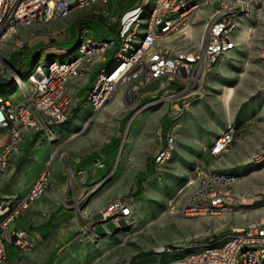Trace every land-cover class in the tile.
<instances>
[{
	"label": "built area",
	"instance_id": "2783aa9c",
	"mask_svg": "<svg viewBox=\"0 0 264 264\" xmlns=\"http://www.w3.org/2000/svg\"><path fill=\"white\" fill-rule=\"evenodd\" d=\"M108 1L0 0V76L14 87L10 93H0V177L27 130L41 132L49 144L59 139L55 127L70 119L82 88L89 86L88 79L95 72L93 87L86 88L85 101L99 112L121 94L127 109L134 110L130 125L155 105L170 107L176 118L204 98L216 66L239 49L242 25L255 29L246 47L262 25L253 51L264 67V0H140L118 18L115 39H95L83 33L73 49L77 53L69 60L53 56L46 63L37 61L26 75L17 72L7 50L24 46L17 37L20 29L67 18L76 10L96 3L106 5ZM157 134L162 136L161 128ZM240 135L236 125H229L214 141L212 156L228 152ZM126 136L128 128L118 156L124 150ZM165 142L150 177L157 175L172 156L175 136L168 133ZM251 162L264 163V144L253 153ZM51 180V169L45 168L26 193L0 194V264L8 260V246L23 253L33 250L36 234L13 230L11 225L45 194ZM235 182V176L221 172L214 164L199 163L188 182L195 184L194 189L178 210L191 216H213L229 210L242 198L253 197V203L260 199L262 204L256 217L215 239L194 246L159 245L154 253L177 255L170 264H264V190L240 196L233 191ZM78 213L81 237L91 243L102 237L96 229L99 224L107 228L106 234H111L107 227L110 221L118 232L133 224L134 210L127 196H119L98 213L81 208Z\"/></svg>",
	"mask_w": 264,
	"mask_h": 264
},
{
	"label": "rangeland",
	"instance_id": "374dc122",
	"mask_svg": "<svg viewBox=\"0 0 264 264\" xmlns=\"http://www.w3.org/2000/svg\"><path fill=\"white\" fill-rule=\"evenodd\" d=\"M119 1L120 3L126 1V7H131L140 0ZM103 6L100 11L102 15L109 18L111 13L109 7ZM83 10H76L69 18L54 20L47 24H33L30 28L35 31L34 34L28 38H20L24 42L22 52L26 54L28 52L26 49L29 47L35 51L39 46L45 45L48 49L50 45H58L59 42L62 44L64 40L75 38L77 31L80 35L90 34L88 24L81 16ZM70 19L71 23L66 24ZM110 23L116 33L106 40L116 38L120 25L118 20H112ZM257 29L258 32L251 40L249 47H246V42L242 40L239 49L231 52L229 57L216 66L208 81V94L195 102L189 110L176 118L172 115L170 107L166 105L158 104L142 112V114L154 113L157 123H166L169 126L178 124L175 149L170 160L157 175L150 177L152 173L148 171L150 165L148 162L147 171L140 173L132 171L133 165H142L140 162L147 154L142 152L144 149L142 146L147 142L146 139H150L148 136L141 138L138 135V139L135 138L136 140L134 139L132 143L133 150H128L126 155L124 154L127 144L124 143V150L121 156L120 154L118 156L125 122L132 117L134 111L127 109L121 94L111 100V102H117V106L115 105L111 110L92 115L81 114V118H85V121H71L62 133L61 140L58 139L52 144H47L45 140L37 149H33L37 159L31 160L29 172L39 171L40 173L45 168L53 169V188L49 189L39 203V207H42L39 211L49 213L50 220L45 221V224L58 228L64 222H56L52 218L57 214H65L66 218L72 219L68 225L72 224L78 228L70 236H62L52 230L45 236H39L36 233L35 246L31 252H28L32 255L27 260L48 262L63 259V256L70 260H74L75 257L80 260L78 247L80 244L91 242L81 237L82 220L78 210L88 209L98 213L99 202L107 200L109 201L105 204L107 205L112 198L115 200L119 196L130 198L134 210L133 224L125 226L123 231L112 235L108 241L101 244L103 248L98 249V255H96L98 264H164L154 259L156 258L155 246L160 244L194 246L223 236L231 227L239 226L261 212L260 199H256L253 203V197L242 198L240 199L242 203L234 202L229 210L213 216L187 215L178 210L179 207L175 203V200L179 201V196L183 194L181 192H190L194 189L195 184L188 185V182L197 159L200 158L202 162L214 160L207 154L204 147H201L202 143L210 144L214 137H217L229 124H235L240 134L244 129L249 133L256 131L259 135L264 132V128H261L264 124V101L262 102L264 77L261 62L253 51V46L258 42L263 29L262 25L259 24ZM93 38L99 39V36L94 33ZM77 44V41H72L67 44L66 49L54 46L46 51L49 55H55L57 59L65 56V60H69L77 53L69 49L75 48ZM35 45L37 46L33 47ZM116 48L117 45L114 49ZM17 51L19 49L11 48L7 50V54L13 57ZM110 59L111 56H109ZM42 61L45 62V58ZM22 65L20 64V67ZM96 75L97 72L92 74L88 87H93ZM225 87L234 89L229 113H225L221 99ZM86 94L87 89L84 87L80 93L82 101L86 100ZM55 129L61 131L63 126L55 127ZM129 130L128 127V132ZM134 132L136 128L132 130V135ZM126 138L129 140V135ZM151 140L148 141L150 145ZM248 154L236 146L217 160L218 170L236 177L232 188L241 191L240 196L250 195L251 193H244L245 190L252 189L251 186L262 180L260 169L263 170L264 163H253L251 157L249 162H246L250 155ZM105 160H110L111 167L106 164L109 168L105 172L97 175L92 173L89 166H92L93 170L95 167L103 166ZM117 162H119L118 165ZM246 163L249 164L246 165ZM88 168L90 172L86 171ZM160 175L161 178L158 179ZM65 188L66 190L63 191ZM262 190L264 188L257 194ZM57 198L62 199L60 204L55 201ZM107 227L111 234L117 231L113 221L108 222ZM96 229L101 235L108 231L103 224H99ZM101 239L102 237L97 243L91 244H99ZM49 247L59 248L53 252L48 249ZM105 247L111 248L108 253H105ZM90 259L92 257L89 255L84 258V260Z\"/></svg>",
	"mask_w": 264,
	"mask_h": 264
},
{
	"label": "crops",
	"instance_id": "0c3cea01",
	"mask_svg": "<svg viewBox=\"0 0 264 264\" xmlns=\"http://www.w3.org/2000/svg\"><path fill=\"white\" fill-rule=\"evenodd\" d=\"M138 2H136L131 7H126V1H123L122 3H120L119 0H109L108 3L106 4V6L109 7V10L111 12L109 15V18L108 17L106 18V16L102 15V13L100 11L102 6L104 5V4L102 5V3L101 4L96 3L94 5H91L90 7L85 8L83 10V13L81 14V16L85 19V22L88 24V27L91 31L90 34H88V36L93 38V35L95 33L97 36H99V39L110 38L111 35H114L116 33L115 30L112 28L110 22H112V20L117 21L122 13H124L125 11L136 6V4ZM69 17H67V18H69ZM71 19H73V18H71ZM71 19L68 20L69 23H66V24H70ZM101 19H102V21L100 22ZM30 27L31 26L20 29L17 37L18 38H28V36L30 37V35H33L35 31L33 30V28H30ZM79 38H80V33H78V31H77V35L75 38L69 39L68 41L64 40L65 42H62V44H59V43H61V42H59L58 45L53 44L50 46L51 47L56 46V47H59L62 49H66L68 43H70L72 41L78 42ZM37 45H35L33 47H36ZM51 47H48V49ZM31 48L29 47L26 49L28 51L26 54L22 52L23 51V48H22L19 51H17V53L14 54V56L12 57V61H13V64H14L17 72L23 73V74L25 73V71H23V67L22 66L20 67V64H23L24 67L27 64H31V66H33V65H35V63L37 61H41L42 63H46V62H48L47 59L50 58V56H51V58H53V56L55 57V55H53V54L49 55L47 53L46 50H48V49L45 48V45L36 47L38 49H36L35 51H33ZM72 49H74V48H72ZM19 53L22 54L21 55L22 58L21 57L19 58V56H18ZM36 55H37V59L34 61L33 58L36 57ZM44 58H45V62L42 61V59H44ZM23 61H25V63H23ZM262 71H263L262 73H263V77H264L263 65H262ZM4 79H3V77L2 78L0 77V86L2 84L1 81L2 82L5 81ZM6 80H8V79H6ZM90 80H91V78L88 79V81H90ZM84 87L87 88L88 84H85ZM263 101L264 100H262V102ZM116 103L117 102H111V101L108 102L98 113H102L104 111L111 110L112 108L115 107ZM263 107H264V104H263ZM79 110H82V111H79ZM85 110H87V111H85ZM87 113L92 115L93 113L95 114L97 112H94L91 105L89 103H87L86 101H82V99L80 98L79 102H77V104H75L73 109H72V115H71L70 119L65 124L61 125V126H63V129L61 131L57 130L59 140L62 139V133H64V130L68 128V125L70 124L71 121H74V122L85 121V118H81L80 115L81 114H87ZM154 115L155 114L152 112H145V113L140 114L137 117H135L134 120L130 123V125H129L130 119H128V121L126 120L127 123L125 122V130L128 128V125H129L130 130L128 132L129 140L126 141L127 148L125 149L124 155H126L128 150H133L131 148V146H132L134 139L135 138L138 139V135L141 136V138H144V136H146V137L148 136V138H150V139H146L147 142L144 143V146H142V147H144L142 152L147 153L145 155V158H143L142 162H140V164H142V165L141 166L133 165V167H134L132 170L133 172L140 173V172L147 171V168H146L147 162H148V164L150 163L148 171L150 170V173L154 172L155 159H156L158 153L164 148L165 143H166L165 137L168 133H172L175 136V142L177 144V134H178L177 126H178V124H177V126H172V125L169 126L166 123H160V122L157 123V121H156L157 119L155 118ZM83 117H85V116H83ZM229 125H231V124H229ZM56 127H58V126H56ZM135 128H136V132H134V135H132L133 134L132 130H135ZM137 128H138V130H137ZM159 128L162 129V136H159L157 134V131ZM226 128H225V130H226ZM261 128L262 129L264 128V124L261 126ZM225 130H223V131H225ZM252 133H253L252 131H251V133H249V131L244 129V131H242L241 135L239 136V138L235 142L234 146L230 149V150H233L236 146H238L239 149L241 151H243L244 153L245 152L249 153L250 155L248 154L249 156L247 157L246 162L247 161L249 162L250 157L253 155V153L256 150H258L264 144V132L261 133L260 135L256 131H255L256 134L255 133L252 134ZM220 134L218 136H220ZM218 136L214 137V139L212 140V142L210 144H206V143L201 144V147H204L207 154L210 157L214 158V160H211L209 162L206 158L207 161L202 162L199 160L200 159L199 158V159H197L198 161L195 165H197L199 163L201 164V162H202L203 164H207V163L208 164H214L217 167V165H218L217 160H218V158H221L223 155H221L220 157H214V156H212L210 151H211V147H212L214 141L218 138ZM149 140L152 141L151 145L148 143ZM44 142H45V138L41 132H36L33 130H27L24 133L18 150L10 155L9 161H8V168L0 177V194L1 195L24 194L29 190L33 181L39 175V171L37 173L36 172H29L30 168H31V166H30L31 160L37 159L34 156L35 151H33V149L34 148L37 149L39 147V145L44 143ZM47 144H49V143H47ZM215 159H216V161H215ZM109 162H110V160H105V164L103 166H98L100 168L95 167V168H93V170L91 168L92 166H89V167H90L92 173H95V175H97L98 173L105 172L107 170V168L111 167ZM118 163L119 162H117V165H118ZM106 164H108V166L109 165L110 166L108 167V166H106ZM247 164H249V163H246V165ZM262 166H263V170L259 168L262 172V173L260 172L262 180L259 183L257 182L256 185L251 186L252 189L245 190L244 193L257 194L262 188H264V165H262ZM39 168L41 169L42 167L40 166ZM90 169L88 168V169H86V171L90 172ZM252 170H254V168H252ZM52 172H53V169L51 167V178H52L51 185L47 189V191L45 192L44 195H46V193L49 191V189L51 190L53 188L52 187V182H53ZM160 178H161V175L158 179H160ZM84 180H86V179L84 178ZM57 185H59V184H57ZM65 190H66V188L63 191H65ZM233 191L236 194H239V195L242 194V192L237 190V189L235 190L233 188ZM190 192L189 191L188 192H181L183 194L181 196H179V201L175 200L176 205L177 206L182 205V203L184 202V198L186 201L188 196L190 195ZM44 195L32 203L30 208L27 209L23 213V215L20 218H18L14 224L11 225V229H13V230H15V229H26L28 232H30L32 234L37 233L39 236H45L51 230H52V232H57V233L61 234L62 236L73 235L74 231L78 227H76L72 224L68 225V222H70L72 219L66 218L67 216L65 214H57L54 216V218H52L56 222H64V223H61L58 228H56L54 225L45 224V221L50 220L49 213H42L39 211L42 208V207H39V205H40L39 203H40L41 199L44 197ZM178 195H180V194L178 193ZM113 200L114 199L112 198L110 203ZM182 200H183V202L181 203ZM55 201H57V203L60 204V201H62V199L57 198V200H55ZM108 202L109 201H107V200L105 202H99L100 205L97 204L98 205L97 209L102 210L104 207H106L108 205V204L105 205ZM249 220H250V218H249ZM52 232H51V234H52ZM116 233H118V232H114L113 234L101 235L102 239H101L99 244H91V243L80 244V246L78 247L79 252H80L79 257L81 258L80 260H78L76 257L74 260H70V259H67V257L63 256V259H59V260L54 259V260H51L48 262L30 261V260H27V258H29L32 255V253H23L17 247L11 245V246H8V260L2 264H98V262H97L98 260L96 259V255H98L97 250L103 248V246L101 244H103V242L108 241V239ZM34 236L37 237L36 235H34ZM160 245H165V244H160ZM157 246H159V245H157ZM157 246H155L154 249ZM56 248H59V247H53V248L49 247L48 249L54 252V250ZM110 249H111L110 247H108V248L105 247V253H108V250H110ZM92 254H95V255H92ZM88 255L91 256L92 259L84 260V258H86ZM154 256L156 257L154 259L157 262L158 261L163 262L164 264H170L172 260H174L175 258L178 257L177 255H173V256H171V255H157L155 253H154Z\"/></svg>",
	"mask_w": 264,
	"mask_h": 264
},
{
	"label": "bare ground",
	"instance_id": "6f19581e",
	"mask_svg": "<svg viewBox=\"0 0 264 264\" xmlns=\"http://www.w3.org/2000/svg\"><path fill=\"white\" fill-rule=\"evenodd\" d=\"M253 26L250 25H242V27L240 28V34L239 37L242 38L243 41H245L246 43L249 41V36L252 34V32L255 30H253ZM225 91L224 93L221 95V99H222V103H223V107L225 110V113H229L230 112V102L231 99L233 97V92L234 89L232 87H225Z\"/></svg>",
	"mask_w": 264,
	"mask_h": 264
},
{
	"label": "trees",
	"instance_id": "16d2710c",
	"mask_svg": "<svg viewBox=\"0 0 264 264\" xmlns=\"http://www.w3.org/2000/svg\"><path fill=\"white\" fill-rule=\"evenodd\" d=\"M73 50V49H70ZM21 53H19V58L21 57ZM22 58V57H21ZM37 59V55L36 57L33 58V60L35 61ZM51 60V56L50 58L47 59V61L49 62ZM13 62V61H12ZM23 63H25V61H23ZM23 66V65H22ZM34 66V65H33ZM33 66H31V64H27L24 68L23 71H25L24 75L28 74L32 69ZM1 77V76H0ZM2 78V77H1ZM4 79V78H3ZM5 81L2 82L1 81V86H0V93H10L13 91L14 87L12 86V83L9 80L4 79Z\"/></svg>",
	"mask_w": 264,
	"mask_h": 264
},
{
	"label": "clouds",
	"instance_id": "9594fccd",
	"mask_svg": "<svg viewBox=\"0 0 264 264\" xmlns=\"http://www.w3.org/2000/svg\"><path fill=\"white\" fill-rule=\"evenodd\" d=\"M116 232H118V231H116Z\"/></svg>",
	"mask_w": 264,
	"mask_h": 264
}]
</instances>
